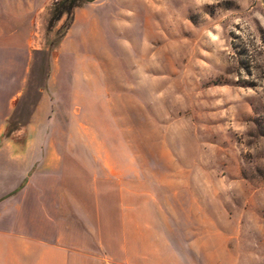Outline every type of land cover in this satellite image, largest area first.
<instances>
[{
  "label": "rangeland",
  "instance_id": "1",
  "mask_svg": "<svg viewBox=\"0 0 264 264\" xmlns=\"http://www.w3.org/2000/svg\"><path fill=\"white\" fill-rule=\"evenodd\" d=\"M56 1L0 0V104L89 147L110 260L120 198L124 264H264V0Z\"/></svg>",
  "mask_w": 264,
  "mask_h": 264
},
{
  "label": "crops",
  "instance_id": "2",
  "mask_svg": "<svg viewBox=\"0 0 264 264\" xmlns=\"http://www.w3.org/2000/svg\"><path fill=\"white\" fill-rule=\"evenodd\" d=\"M15 100L0 104V264L127 262L118 236L120 198L111 214L117 221L113 251L121 261L110 260V216L103 209L105 196L95 190L96 178L89 179V147L44 140L52 138L47 124L54 120L44 97L26 123L9 129ZM72 122L76 126V116Z\"/></svg>",
  "mask_w": 264,
  "mask_h": 264
},
{
  "label": "trees",
  "instance_id": "3",
  "mask_svg": "<svg viewBox=\"0 0 264 264\" xmlns=\"http://www.w3.org/2000/svg\"><path fill=\"white\" fill-rule=\"evenodd\" d=\"M91 1L93 0H57L53 6V17L58 20L65 14L70 16L73 14L74 9Z\"/></svg>",
  "mask_w": 264,
  "mask_h": 264
}]
</instances>
